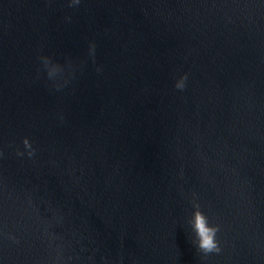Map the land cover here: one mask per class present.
Masks as SVG:
<instances>
[{"label":"water","instance_id":"obj_1","mask_svg":"<svg viewBox=\"0 0 264 264\" xmlns=\"http://www.w3.org/2000/svg\"><path fill=\"white\" fill-rule=\"evenodd\" d=\"M0 264H264V0H0Z\"/></svg>","mask_w":264,"mask_h":264},{"label":"clouds","instance_id":"obj_2","mask_svg":"<svg viewBox=\"0 0 264 264\" xmlns=\"http://www.w3.org/2000/svg\"><path fill=\"white\" fill-rule=\"evenodd\" d=\"M79 3L80 0H70V6H76ZM91 55L93 56L94 59L95 43H93L91 47ZM186 79H187L186 74L184 76H181L180 79L176 81V87L179 89H183L185 86ZM24 146L30 149L28 155L32 156L34 154V149H32V145L28 142L27 139L24 140ZM18 155H23V153L18 152ZM194 227L198 236V248L201 252L207 255L212 252L220 251L219 243L216 239V235L219 230L218 225H210L208 222V218L205 215H203L200 211H197L195 214Z\"/></svg>","mask_w":264,"mask_h":264}]
</instances>
